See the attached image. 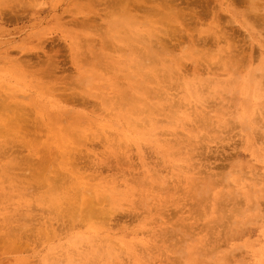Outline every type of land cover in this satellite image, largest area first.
I'll list each match as a JSON object with an SVG mask.
<instances>
[{
    "label": "rangeland",
    "instance_id": "obj_1",
    "mask_svg": "<svg viewBox=\"0 0 264 264\" xmlns=\"http://www.w3.org/2000/svg\"><path fill=\"white\" fill-rule=\"evenodd\" d=\"M0 264H264V0H0Z\"/></svg>",
    "mask_w": 264,
    "mask_h": 264
},
{
    "label": "bare ground",
    "instance_id": "obj_2",
    "mask_svg": "<svg viewBox=\"0 0 264 264\" xmlns=\"http://www.w3.org/2000/svg\"><path fill=\"white\" fill-rule=\"evenodd\" d=\"M7 121H8V119H7ZM18 176V175H17ZM52 181V180H51ZM56 181V178H55V180H54V182ZM25 188V187H24ZM61 188V187H60ZM47 190V198L45 197V199H48V200H52L53 198H54V196L55 197H57V191L55 190V188H53V187H51L49 190L48 189H46ZM43 197V196H42Z\"/></svg>",
    "mask_w": 264,
    "mask_h": 264
}]
</instances>
